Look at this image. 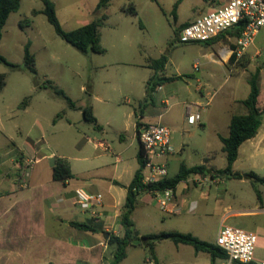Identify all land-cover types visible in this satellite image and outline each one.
I'll return each instance as SVG.
<instances>
[{"label": "rangeland", "instance_id": "1", "mask_svg": "<svg viewBox=\"0 0 264 264\" xmlns=\"http://www.w3.org/2000/svg\"><path fill=\"white\" fill-rule=\"evenodd\" d=\"M52 1L66 31L107 16L100 27V44L105 52H81L56 33L41 12L42 0H21L20 8L7 20L0 44V55L6 60L0 62V74L6 75V86L0 91V176L9 173L18 178L15 186L18 187L28 183L26 174L35 167L45 180L52 161L35 162V159L52 153L70 161L76 174L73 182L86 180L91 163L85 157L122 152L130 165L136 164L140 143L133 142V124L138 118L131 113L139 116L141 109L156 116L152 122L161 121L172 129L173 140L184 149L176 158L182 156L181 160L195 166L204 164L210 157L212 168H226L227 157L221 150L218 133L228 134L231 116L246 113V108L234 104L232 99L248 97L249 80L257 71L260 73L259 106L264 105V27L247 52L240 59L232 60L235 54H228L227 58L223 54L227 46L234 45L233 41L214 45L180 42L181 24L196 19V6L202 0H112L100 11L96 10L100 0ZM132 5L136 14L130 11ZM29 42L37 74L25 63V47ZM162 56L168 58L164 74L181 79L165 82L163 89L147 100V82L154 75L149 65ZM58 91L64 92L76 107H70ZM162 96L168 99L167 105L161 103ZM197 100L203 104L210 102L211 106L201 110L205 124L189 125L186 106ZM88 106L95 108L103 130L85 121L82 109ZM41 135L44 142L38 145V155L25 152L30 146L28 142H35ZM88 140H104L110 151L95 148ZM256 141L259 143L252 153L242 151L234 164L235 172L253 171L264 176V119ZM80 147L86 151H79ZM21 150L27 156L25 159ZM113 162V158L108 159L109 166L102 170L112 168ZM176 171L172 163L169 174ZM190 179L189 184L183 183L179 188L180 213L163 210L154 199L138 202L132 214L135 235L127 246V257L120 264H213L208 253L196 252L190 244L177 243L171 238L143 239V236L191 233L216 243L222 226L254 233L257 236L254 260L262 264L264 186H259L263 195L260 202L247 179L226 176L212 179L210 175H192ZM186 185L190 188L184 190ZM57 190L54 188L51 193ZM4 206L8 210L0 221V264L89 263L86 252L80 249L57 254L39 234L42 225L36 224V237L31 239L32 223L20 218L22 206L13 205L6 198L0 201V208ZM67 206V210L47 208L50 229L59 227L60 220L70 218L72 212L81 211L71 197ZM102 222V219L95 220L96 225ZM67 236L73 242L71 245L100 240L103 245L95 254L98 264L112 263L116 246L108 244L104 232L93 234L69 227ZM149 243L153 244L154 251Z\"/></svg>", "mask_w": 264, "mask_h": 264}, {"label": "crops", "instance_id": "2", "mask_svg": "<svg viewBox=\"0 0 264 264\" xmlns=\"http://www.w3.org/2000/svg\"><path fill=\"white\" fill-rule=\"evenodd\" d=\"M54 3H55V1H54ZM222 3H223V0H202L200 2V5L196 6L198 9V11H197L198 16H200L204 13H207V12L213 10L214 8L219 7ZM55 6H56V3H55ZM56 8H57V6H56ZM56 11H57V9H56ZM191 21L192 20H187V21L183 22L181 25L184 26ZM162 75L165 77H171V76L165 75L164 72L162 73ZM159 87H161V88H159ZM163 87H164V85L157 86L155 91L153 92L152 96H154L155 94L158 93L157 90H162ZM198 90L204 96L202 87H199ZM246 98H242V99H240V98L235 99L234 98V99H232V102H234V104H240V105H243L245 107V105L242 103V101ZM161 103H164L165 105H167L168 99L165 96H162L161 97ZM187 106H190V108L188 109ZM187 106H186V115L188 113L195 112L197 110L201 113V110H206L207 109L206 107L211 106V105H210V102L203 104L202 101L197 100L194 102V104H189ZM92 109H93L94 116L96 117L97 114H96L95 108L92 107ZM246 113H247V108H246ZM246 113H244V114H246ZM131 116H136L138 118V121H136L133 124V127H134L133 142L135 140H137L139 142V139H138L139 126H141L143 124L154 123L152 121L155 120L156 116L152 115L151 113L146 114L142 109L140 110L139 116H137V113H134V114L131 113ZM161 116H162V114L159 115V117H161ZM232 117H233V115L231 116V118ZM231 118H230V121H231ZM159 122H161V121H159ZM97 123L100 126V128H98V129L103 130L101 125L99 124L98 118H97ZM199 124H205L202 114H201V121ZM189 125H192V124H189ZM193 125H195V124H193ZM229 125H230V123H229ZM171 131H172V129H171ZM228 135H229V130H228V134L225 132L218 133V137L220 140H221V136L226 137ZM258 135H259V132H258L257 136H255L254 138L244 142L241 145V147L239 148L238 159L241 156L242 151L244 153H247V154H249L250 152L251 153L253 152V150L255 149L254 148L255 145H257L259 143V141L258 142L256 141ZM121 137H122V139H125L124 135H121ZM88 141L93 142L95 148H100L103 151H107V152L110 151L109 145H107L104 140H97V141L88 140ZM254 141H255V144L254 145L251 144ZM41 142H44V135L38 136L36 138L35 142H28L30 145V146H28V149H30V150L27 149V150H25V152L26 151H33L34 155H38V152H39L38 145ZM133 142H132V144H133ZM245 145H247V147H245ZM172 148H173L172 153L170 155H168L164 160L167 162L169 172H170V167H171L172 163H175V167H176L177 171L172 175H170L168 173L167 178H171V177H174L175 175H177L179 170H180L182 163L186 164L188 167H193V166H189L185 161L181 160L182 156H181V158L175 157L176 154H178V153L181 154L182 150H184V149L179 144H177L176 141L173 140V135H172ZM222 148H223V143H222L221 150H222ZM21 151L23 152L22 154H23V157L25 159L27 156L25 155L23 150H21ZM79 151L85 152L86 150L83 149V147H80ZM222 152H223V150H222ZM122 154H123L122 152L119 154L114 153V152L112 154L111 153H109V154L108 153H101V154L95 155L92 158H90V157L83 158L85 160H88L91 163V165H90L91 168L87 171L88 174L86 175V178H85L86 180H84L82 182H80L78 180H77V182H73L75 180L73 178V179H71L65 183L53 180L52 168H53L54 160L56 158H59V157L64 158V159H66V158L63 156H58L54 153H52L50 155L45 154L40 159H38V160L35 159V162H39L41 160H51L52 161L51 163H49V166H48L50 168L49 169V175H47V178H45V180L41 176L40 169L38 170L34 167L31 173L29 172L26 174V177L28 178V183L26 182L24 185L21 184V185H18V187H15L16 184L18 183L17 182L18 178L14 177V176H9V173H6L4 175L1 173V176H0V201H2L3 199L6 198L9 201H11V203L13 205L22 206V210H23L22 213L23 214L20 215V218L21 219H29V222L32 223L31 224V230L29 231V234L31 235V239H34L36 237V224L38 226L42 225L41 229H40L41 231H39L40 232L39 234L44 237L46 242L49 241L47 244L49 246H51L57 254L60 253V255H63V254L65 255L69 249L70 250L80 249V250H83L86 252L87 261L89 262L88 264H98V259H97L95 254H97L98 248L101 245H103V242H101L100 240H97V241L90 240L89 243L86 245H82V244L81 245H79V244L71 245V243H73V242H69L68 236H67V230L69 227L76 229L75 227L71 226V224H70L71 221L85 222V221H88L89 219H93V218H91V217H89V215L83 213L82 210L80 211V213L72 212L70 218L60 220L59 227L55 228L53 226V229H50L49 226L47 225V223L49 221V216L47 214V208L50 210H57V209L67 210L68 209L67 201L70 199V197H71V199H73V204L75 205V201H74L75 190L77 188H85V189L92 191V192L102 193L104 196V207L101 210V213H102L101 219L103 221L102 226H103V232L106 234V239L108 238L107 233L122 237L123 233H124V228H123V225L121 224L120 216L124 210V205H125L126 198H127V188L131 184V182L135 176V173L139 169V166H140L139 161H138V153L136 156V164H131V165L128 161H126L122 157ZM110 158L114 159V162L112 164V168H108L106 171H103L102 169H104V167L109 166L108 165V159H110ZM67 161L70 163L69 160H67ZM209 161H210V157H207L205 159V164L208 168H212L209 165ZM19 163L21 164L22 162L19 161ZM70 166H71L73 174L76 176V174L73 171L71 163H70ZM233 167H234V165H233ZM212 169H214V168H212ZM194 176L203 177L201 175H194ZM190 178H191V176L187 180L179 183L178 186L176 187V189L174 190L173 203L174 202H176V203H174L173 208H172L173 213H180V211H181V209L179 208L180 207L179 206V194H178L179 188H180L181 184H183V183L187 182V184H189V181L191 180ZM23 181H25V179H23ZM7 183H8V185H7ZM60 186H62V187H60ZM54 188H58V190H57V192H54V194H53V193H51V191ZM187 188H190V185L184 186V190ZM27 191H28L27 194H23ZM262 197H263V195H262ZM152 199H153V196L151 193L144 192L138 197V202L140 200L142 202L152 201ZM7 210H8V206L7 207L4 206V207L0 208V221L2 220V218H4L6 216ZM64 228H67V229H65V231H64ZM77 230H79V229H77ZM82 232H85V231H82ZM86 233H93V232H86ZM7 246L8 245H4V247H7Z\"/></svg>", "mask_w": 264, "mask_h": 264}, {"label": "trees", "instance_id": "3", "mask_svg": "<svg viewBox=\"0 0 264 264\" xmlns=\"http://www.w3.org/2000/svg\"><path fill=\"white\" fill-rule=\"evenodd\" d=\"M111 1L112 0H100L96 7V10L100 11L106 8ZM42 2L44 4V9L41 12L47 16L49 22L54 26L56 33L61 38L84 53H87L89 51L94 53L105 52V49L100 44V27L103 25L107 16L104 15L101 18L96 19L91 23L75 30L66 31L62 27V24L58 18L55 3L52 0H42ZM20 6L21 0H0V44L3 36V29L7 23L9 16L13 12H16L20 8ZM130 11L134 14L137 13L133 5L130 7ZM33 13L37 14L38 11H34ZM242 29L243 26L232 31L231 35L233 37L239 36ZM218 39H220V37L213 40L212 42H216ZM235 58L236 56L234 55L232 57V60H235ZM5 61L6 60L0 55V62ZM167 62V56H162L159 59L153 60L149 65L155 73L147 82V100L153 98L152 94L157 86L163 85L165 82H171L181 79L180 76L165 77L162 75ZM25 63L28 69L33 74H37V70L35 67L36 61L34 56L30 52V42L25 47ZM259 79L260 73L257 71L251 76L249 80L251 91L248 97L242 101V103L247 108V113L233 115L229 125V135L226 137L221 136V141L223 143L222 150L227 157L226 168L215 170L212 168H208L205 163L193 167H188L186 164L182 163L178 174L174 177L165 178L155 183L146 184L143 182L146 163L145 151L140 143V149L138 152V161L140 166L136 171L131 184L127 188V198L124 205V210L120 216V221L124 228V236L120 237L110 234L107 238L108 244L116 246V251L114 253V258L111 264H120L127 257V246L130 244L135 235V224L132 219V214L136 209L138 197L144 192L152 193L155 190L162 191L165 189L175 190L179 183L187 180L192 175H201L203 177L210 175L212 179L226 176L229 179L250 180L256 190L259 201L262 202L263 197L259 186H264V176H259L253 171L249 173H240L233 170V165L239 156V148L244 142L257 136L259 129L262 126V122L264 119V105L263 108H260L259 106ZM5 86L6 75L0 74V91H2ZM58 94L63 96L68 101L70 107H76L73 101L69 97H67L64 92L58 91ZM82 111L85 121L94 124L96 128H100L97 123V118L94 116L92 107H85L82 109ZM58 117H60V114L58 115ZM52 176L54 181H60L64 183L75 178L70 163L66 159L60 157L54 160ZM70 224L76 229L85 232H103L102 225H96L94 219H89L85 222L71 221ZM164 238H171L177 243L190 244L195 248L196 252L208 253L212 259L213 264H217L218 261L226 258V252L222 248L217 246L215 243H209L207 241L201 240L191 233L163 232L159 235L143 236V239L152 240ZM149 245L151 246L152 251H154L153 244L149 243ZM235 264L257 263L253 261L251 263L236 262Z\"/></svg>", "mask_w": 264, "mask_h": 264}, {"label": "built area", "instance_id": "4", "mask_svg": "<svg viewBox=\"0 0 264 264\" xmlns=\"http://www.w3.org/2000/svg\"><path fill=\"white\" fill-rule=\"evenodd\" d=\"M243 26L240 35L233 37L231 32ZM264 27V0H223L213 10L204 13L189 22L179 31L181 43H210L214 45L225 40L233 41L227 46L229 56L235 54L240 59L254 44L256 36ZM218 39L216 42L213 40ZM161 88V87H159ZM189 109L190 106H187ZM201 113L197 110L187 114L189 124L200 123ZM138 139L145 151V169L143 182L155 183L168 177V165L164 160L173 151L172 131L161 123H148L139 126ZM153 199L160 207L173 212V189L155 190ZM75 205L83 213L99 221L104 207V196L85 188L75 190ZM171 206V208H170ZM257 236L240 228L222 226L216 239V245L226 252V258L217 264L251 263L255 256ZM264 264V262L262 263Z\"/></svg>", "mask_w": 264, "mask_h": 264}, {"label": "bare ground", "instance_id": "5", "mask_svg": "<svg viewBox=\"0 0 264 264\" xmlns=\"http://www.w3.org/2000/svg\"><path fill=\"white\" fill-rule=\"evenodd\" d=\"M223 56H224L225 58H227V57H228V52H224Z\"/></svg>", "mask_w": 264, "mask_h": 264}, {"label": "water", "instance_id": "6", "mask_svg": "<svg viewBox=\"0 0 264 264\" xmlns=\"http://www.w3.org/2000/svg\"><path fill=\"white\" fill-rule=\"evenodd\" d=\"M109 235H110V234L108 233L107 236L109 237Z\"/></svg>", "mask_w": 264, "mask_h": 264}]
</instances>
